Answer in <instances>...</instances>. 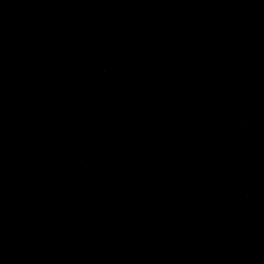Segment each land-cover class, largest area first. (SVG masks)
Returning a JSON list of instances; mask_svg holds the SVG:
<instances>
[{
	"label": "water",
	"instance_id": "obj_1",
	"mask_svg": "<svg viewBox=\"0 0 264 264\" xmlns=\"http://www.w3.org/2000/svg\"><path fill=\"white\" fill-rule=\"evenodd\" d=\"M0 264H264V0H0Z\"/></svg>",
	"mask_w": 264,
	"mask_h": 264
}]
</instances>
